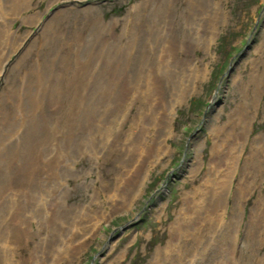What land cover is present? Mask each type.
Instances as JSON below:
<instances>
[{
    "label": "rangeland",
    "instance_id": "374dc122",
    "mask_svg": "<svg viewBox=\"0 0 264 264\" xmlns=\"http://www.w3.org/2000/svg\"><path fill=\"white\" fill-rule=\"evenodd\" d=\"M1 20L0 264H264V0H0Z\"/></svg>",
    "mask_w": 264,
    "mask_h": 264
},
{
    "label": "bare ground",
    "instance_id": "6f19581e",
    "mask_svg": "<svg viewBox=\"0 0 264 264\" xmlns=\"http://www.w3.org/2000/svg\"><path fill=\"white\" fill-rule=\"evenodd\" d=\"M160 12V13H159ZM158 12V16L161 18V17H163V15H164V13H161V11H159ZM160 20V19H159ZM2 21V20H1ZM144 21H145V24L149 27V29L150 28H153L152 26L153 25H155V23H153V20H146V19H144ZM4 21H2V22H0V24H2ZM4 24V23H3ZM2 24V25H3ZM158 24V23H157ZM138 26V25H137ZM155 28V27H154ZM153 28V29H154ZM152 31V30H151ZM151 34V33H150ZM149 36H151V35H149ZM150 39V38H149ZM161 57H163V56H161ZM129 85L131 86V87H129L127 90H126V94H125V96L126 97H124V98H122L123 99V101L124 102H126L127 101V99L129 98V96H130V94H131V90H132V88H134L135 89V87H136V84H135V82L134 81H131L130 83H129ZM150 85H152V83L150 84ZM150 90V89H149ZM123 95H124V93H123ZM145 98V97H144ZM144 100V99H143ZM152 100H153V98H152V95H150L149 94V97H148V100H146L144 103H145V106L146 105H148L149 103H150V105H152ZM155 100V99H154ZM146 117L145 118H147V119H151V118H153V115L152 114H150V115H145ZM165 128H167V130H168V132L170 131V124L168 123V121L166 122V124H164V129ZM166 130V131H167ZM159 146H158V148H156V149H154V151L153 152H150V153H148V156L146 157V160H147V158L151 155H157V157H158V152H159ZM142 150H144L142 147H141V152H142ZM156 152V153H155ZM216 155V154H215ZM155 157V156H154ZM221 157V156H220ZM215 160H217L216 158H215ZM215 160L213 161V160H211L213 163L215 162ZM218 163V162H217ZM215 164V163H214ZM216 171V169L212 166L211 167V176H213V174H214V171ZM221 170V169H220ZM209 171V170H208ZM209 173H210V171H209ZM140 174H142V172H140ZM140 174H138V177H137V179H136V181H135V183H134V185L132 186V188H136V186H138L139 184V178H140ZM210 175V174H209ZM212 179V178H211ZM209 181V180H208ZM224 181H225V178L223 177V179L221 178L220 180H219V186H221V190L220 191H216V187H217V182H211L212 183V185H211V187L209 186L208 187V193H209V197L211 196V195H213L214 196V194H215V198H217V199H219L220 197H222V195H223V191H224V187H223V185H221L222 183H224ZM142 182V181H141ZM222 187H223V189H222ZM132 188H131V190H132ZM198 191V190H197ZM197 191H195V192H193L192 193V196L194 195H196V193H197ZM202 191V190H201ZM201 191L200 192H198L199 194L201 193ZM133 193V192H132ZM205 193V192H204ZM205 195V194H204ZM191 196V193L190 194H186L185 195V197H184V204L186 205V208H188V209H193V208H195V202H197V201H195L194 199V196L193 197H190ZM193 204V206L192 207H190V205H192ZM197 205V204H196ZM217 205L218 204H215V206L217 207ZM189 206V207H188ZM216 207H213V212H214V210H216L217 208ZM187 210V209H186ZM196 210V209H195ZM190 211V210H189ZM192 211V210H191ZM217 212V211H216ZM186 215H187V213H185ZM178 218L179 219H181V218H183L184 219V217L183 216H185L184 214H181V213H178ZM188 216V215H187ZM209 217V220H211V219H213V217L210 215V216H208ZM185 220V219H184Z\"/></svg>",
    "mask_w": 264,
    "mask_h": 264
}]
</instances>
